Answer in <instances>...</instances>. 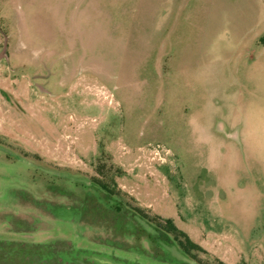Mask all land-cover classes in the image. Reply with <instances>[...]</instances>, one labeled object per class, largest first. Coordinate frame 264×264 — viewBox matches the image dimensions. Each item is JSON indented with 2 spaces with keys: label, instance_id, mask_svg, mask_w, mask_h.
<instances>
[{
  "label": "rangeland",
  "instance_id": "1",
  "mask_svg": "<svg viewBox=\"0 0 264 264\" xmlns=\"http://www.w3.org/2000/svg\"><path fill=\"white\" fill-rule=\"evenodd\" d=\"M5 43L0 264H198L132 206L264 264V0H0Z\"/></svg>",
  "mask_w": 264,
  "mask_h": 264
},
{
  "label": "trees",
  "instance_id": "2",
  "mask_svg": "<svg viewBox=\"0 0 264 264\" xmlns=\"http://www.w3.org/2000/svg\"><path fill=\"white\" fill-rule=\"evenodd\" d=\"M96 170L100 176H94L93 182L108 196H114L115 198L117 197L122 199L120 196H123L124 193L118 189L114 177L111 176V174H117L119 176L123 175L122 169L115 164L107 162V160H101L97 164ZM116 207L121 211V205L118 204ZM129 210L132 213L140 215L141 217L153 222L158 229L171 235L179 243L186 254L198 264H209L200 256L202 253L207 254V250L202 245L195 242L185 230L181 229L175 223L173 218H163L159 215H153L141 206H132Z\"/></svg>",
  "mask_w": 264,
  "mask_h": 264
},
{
  "label": "water",
  "instance_id": "3",
  "mask_svg": "<svg viewBox=\"0 0 264 264\" xmlns=\"http://www.w3.org/2000/svg\"><path fill=\"white\" fill-rule=\"evenodd\" d=\"M4 57H6V43H5L3 50L0 52V60Z\"/></svg>",
  "mask_w": 264,
  "mask_h": 264
}]
</instances>
